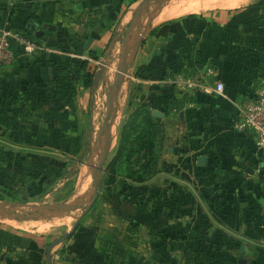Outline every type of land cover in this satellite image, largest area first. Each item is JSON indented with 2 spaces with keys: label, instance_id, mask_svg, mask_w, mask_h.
Segmentation results:
<instances>
[{
  "label": "rangeland",
  "instance_id": "rangeland-1",
  "mask_svg": "<svg viewBox=\"0 0 264 264\" xmlns=\"http://www.w3.org/2000/svg\"><path fill=\"white\" fill-rule=\"evenodd\" d=\"M27 1L0 0L4 12L0 23L10 20L13 3L21 8ZM171 1L124 0L121 6L122 0H109L105 9L103 3L85 7L74 19L79 28L77 38L100 28L104 17L112 32L105 49H97L99 59L90 58L93 86H83L76 74L80 61H76L67 65L72 70L64 68L44 84H28L7 102H0L1 223L47 237L50 245L81 219L73 235L87 232L95 238L87 259H81L91 264H264V187L259 184L253 190L254 179L242 177V194L257 202H244L242 223L234 224L229 218L233 216L238 176L233 171H207L208 161L198 163V158L210 151L184 138L191 130L184 126V117L177 116L172 125L169 119V124L157 120L151 110L162 125L163 141L156 172L144 181L123 177L108 167L118 149L121 127L132 111L143 103L151 109L163 87L175 84L146 83L141 79L143 64L134 65L133 61L127 65L137 55L135 39L141 21ZM257 1L247 5L237 20L232 50L255 68L253 72L261 73L264 0L260 5ZM70 2L75 0H60V5L69 6ZM218 9L196 14H214ZM13 24L8 22L23 30ZM156 50L159 54L163 48ZM182 62H160L156 72L175 79L186 70ZM116 79L119 88L112 93ZM218 165L234 166L232 161L213 166ZM82 171L88 175L81 191ZM227 215L230 217L225 218Z\"/></svg>",
  "mask_w": 264,
  "mask_h": 264
},
{
  "label": "crops",
  "instance_id": "crops-1",
  "mask_svg": "<svg viewBox=\"0 0 264 264\" xmlns=\"http://www.w3.org/2000/svg\"><path fill=\"white\" fill-rule=\"evenodd\" d=\"M108 1L75 0L65 6L60 5V0H28V5L23 4L21 8L16 2L13 3L15 6L10 10V20L5 21V18L0 26L10 22L12 25L19 24L21 29H29L28 24L35 22L38 29L45 30L43 39L39 41L45 49L26 56L19 48H15L13 62L4 66L0 76V102H7L11 95L28 84H44L58 76L69 64L90 59L89 50L105 49L112 35L106 17L100 28L89 30L88 38L83 34L80 38L76 37L79 28L74 19L85 7L103 3V8H108ZM252 1L233 8L213 7L219 8L214 14L190 12L175 17L167 16L183 5L185 0L168 2L142 20L140 29L144 32V39L134 59V65L143 64L145 72L142 70V81L149 84L175 82L170 88L163 87V92L154 97L151 110L158 112L155 118L167 123L169 119L173 125L177 116L184 117V126L191 128L184 138L190 143L198 144L199 148L210 151L204 153L209 164L206 170H222L225 173L233 171L238 176L233 216L229 218L227 215L225 218L239 225L242 223L241 208L244 202H257L254 199L248 201L246 195L242 194L245 190L242 177L254 179L256 185L253 190L259 184L264 187V150L257 148L253 131H238L235 128L239 116L237 105L256 92L259 80L264 76V71L253 72L255 68L232 50V32L238 26L237 20L247 10L245 7ZM122 4L124 2L121 6ZM3 13L0 8V16ZM191 14L196 15L190 17ZM49 26L54 29L50 30ZM29 32L33 34L30 29ZM136 40L137 38L135 43ZM158 46L163 48L159 54L156 50ZM109 48L110 46L107 51ZM175 60L184 61L182 63H185L184 67L189 72L195 69L196 72L203 73L208 68H214L216 77L210 79L211 88H186L176 78H166L156 72V66L160 62L175 63ZM215 79L224 82L223 93H217L213 89ZM220 161L223 164L232 161L234 166H213ZM87 175V171L80 175L81 191L85 188L83 183ZM249 186L252 187V184ZM253 190L250 188V192ZM85 194L86 191H83V195ZM94 239L91 233L78 232L62 246H53L49 250L47 237L35 236L0 222V264H91L81 262V259H87Z\"/></svg>",
  "mask_w": 264,
  "mask_h": 264
},
{
  "label": "trees",
  "instance_id": "trees-1",
  "mask_svg": "<svg viewBox=\"0 0 264 264\" xmlns=\"http://www.w3.org/2000/svg\"><path fill=\"white\" fill-rule=\"evenodd\" d=\"M261 3L262 0H258L256 5ZM195 15L191 14L190 17ZM14 29L34 37L27 28ZM83 36L88 38L89 34ZM89 56L93 60H98L100 57L96 49L89 50ZM90 63V59H83L79 62V68H76L78 70L76 74L85 88L92 87L95 80V73L90 69ZM65 68L66 70L73 69L71 66ZM184 72L192 73L187 70ZM161 126L146 104L143 103L136 107L121 127L118 149L108 164L111 171L139 182L153 175L156 172L155 163L160 157L159 144L163 141Z\"/></svg>",
  "mask_w": 264,
  "mask_h": 264
},
{
  "label": "built area",
  "instance_id": "built-area-1",
  "mask_svg": "<svg viewBox=\"0 0 264 264\" xmlns=\"http://www.w3.org/2000/svg\"><path fill=\"white\" fill-rule=\"evenodd\" d=\"M15 48H19L26 56H32L45 49L39 41L27 34H24L8 23L0 26V76L4 66L10 65L15 58ZM216 77L214 68H208L205 72H181L176 78L178 83L186 88H197L209 90L210 79ZM135 80V77H132ZM224 82L214 80V90L217 93L224 92ZM238 120L235 128L238 131H253L255 144L258 149L264 150V76L259 80L256 92L237 105Z\"/></svg>",
  "mask_w": 264,
  "mask_h": 264
},
{
  "label": "water",
  "instance_id": "water-1",
  "mask_svg": "<svg viewBox=\"0 0 264 264\" xmlns=\"http://www.w3.org/2000/svg\"><path fill=\"white\" fill-rule=\"evenodd\" d=\"M141 12H142L141 10L138 11L137 17L141 14ZM137 17H136V18H137ZM28 28L33 32L34 36H35L37 39L42 38V36L44 35L45 30H44V29H38V28H37V24H36L35 22H30V23L28 24ZM49 29H50V30H53L54 28H53L52 26H49ZM143 36H144V33H142L141 31H139V32H138V37H137V40H136V43H135L134 56L136 55L137 51H138L139 48H140V45H141V43H142V38H143ZM133 61H134V57L132 58V60H131L129 63H127V65L130 64V63H132ZM126 71H127V70L124 69L123 72H122V74H123L124 76L127 74ZM123 75L121 76V80H120V82L123 81V78H124ZM118 88H119V87L117 86V79H116V81H115V83H114V88H113L112 93H113V92H116V91L118 90ZM112 93H111V95H112ZM152 111H153V114H154L155 116L158 115V114H157V113H158L157 111H155V110H152ZM198 163H199L200 165H205V164H207V156H206V155L200 156V157L198 158ZM93 185H94V188H95V197H96V196L98 195V187H97V181H96V180L93 181ZM63 208H64V207H60V209H63ZM43 209H45V207H43ZM85 214H86L85 212L82 214V218L85 216ZM17 216L22 217V216H25V215L18 214ZM31 216H32V215H31ZM80 223H81V219L77 220V221L75 222L73 228H72L71 230L67 231L65 234H63V235L60 236L59 238H57L54 242H52V243L50 244V246H49L48 249L51 250V248H52L53 246H55V245H57V244H60V243H62V242H64V241H66L67 239H69L70 237H72L73 234L76 232V230H77L78 226L80 225Z\"/></svg>",
  "mask_w": 264,
  "mask_h": 264
},
{
  "label": "bare ground",
  "instance_id": "bare-ground-1",
  "mask_svg": "<svg viewBox=\"0 0 264 264\" xmlns=\"http://www.w3.org/2000/svg\"><path fill=\"white\" fill-rule=\"evenodd\" d=\"M250 1L251 0H185L183 5H181L179 8H177L175 11H173L167 17H175V16L186 14V13H190V12H201L202 10H206V9H210V8L218 7V6H221L224 8H233V7H238V6H241L243 4H246ZM162 18H163V16H162ZM81 185H82V183H81ZM83 187H84V185H83ZM4 219H6V218H4Z\"/></svg>",
  "mask_w": 264,
  "mask_h": 264
}]
</instances>
